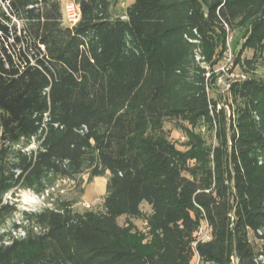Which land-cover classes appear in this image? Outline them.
<instances>
[{
	"label": "trees",
	"instance_id": "1",
	"mask_svg": "<svg viewBox=\"0 0 264 264\" xmlns=\"http://www.w3.org/2000/svg\"><path fill=\"white\" fill-rule=\"evenodd\" d=\"M3 1L0 264H264V81H231L225 102L213 92L227 28L247 24L235 62L261 55L264 0H134L122 13L121 0H74L73 26L60 0ZM84 175L107 178L102 213L19 210L21 191ZM144 204L153 250L118 222Z\"/></svg>",
	"mask_w": 264,
	"mask_h": 264
},
{
	"label": "rangeland",
	"instance_id": "2",
	"mask_svg": "<svg viewBox=\"0 0 264 264\" xmlns=\"http://www.w3.org/2000/svg\"><path fill=\"white\" fill-rule=\"evenodd\" d=\"M134 0H121L116 8V12L122 13L127 6ZM62 6V13L64 24L73 26L77 22V9L74 0H60ZM3 9L4 7L0 5ZM5 10V9H4ZM14 21V20H13ZM247 32V24L237 23L235 28H227V45L223 58L219 61L218 66L214 70L216 75L213 83L214 96H221L223 102L225 89L229 86L231 81L255 79L264 81V48L261 55L257 58L254 64L247 66L244 63V58L250 59L253 56L252 51H244L238 57L241 49L243 37ZM211 73H209V76ZM227 111L230 107H226ZM181 128V130L178 129ZM169 123L168 128L172 133V140L179 146H194L193 138L184 134L185 123ZM194 133L200 134L208 139L212 136V130L207 128L204 124H199L196 127H191ZM80 185L69 180H61L57 182L53 190L46 193L44 196H38L31 191H21L15 199L18 203V208L21 212H37L45 208H61L72 214L75 218H86L103 212V202L106 193L107 178H94L89 180L88 175L81 177ZM9 199H11L9 197ZM12 200V199H11ZM143 215L141 218H132L123 216L119 218L118 222L125 229L126 239L136 242L140 247L151 248L153 250L154 241L152 234L147 225V218L151 210L144 204L142 206ZM22 222L21 214H16L10 221L9 227L13 224H20ZM14 235L21 236L23 233H15Z\"/></svg>",
	"mask_w": 264,
	"mask_h": 264
},
{
	"label": "built area",
	"instance_id": "3",
	"mask_svg": "<svg viewBox=\"0 0 264 264\" xmlns=\"http://www.w3.org/2000/svg\"><path fill=\"white\" fill-rule=\"evenodd\" d=\"M0 5H2L4 7V9L7 11V5L5 4V2L3 0H0ZM76 17H77V21H78V18H79L78 13H77ZM13 20L18 25H20V22L18 20H16L15 18H13ZM209 239H210L209 227L207 225H204L198 231V241L197 242H205V241H208ZM197 242L195 243V246H196ZM194 264H216V263L204 261L203 259H201L197 255L195 258Z\"/></svg>",
	"mask_w": 264,
	"mask_h": 264
}]
</instances>
